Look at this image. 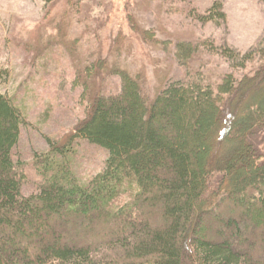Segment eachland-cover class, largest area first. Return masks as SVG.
I'll return each instance as SVG.
<instances>
[{"label":"trees","instance_id":"obj_1","mask_svg":"<svg viewBox=\"0 0 264 264\" xmlns=\"http://www.w3.org/2000/svg\"><path fill=\"white\" fill-rule=\"evenodd\" d=\"M200 19L230 15L219 1ZM205 47L239 67L261 63L218 86L190 73L156 97L123 69L116 91L96 92L108 62L88 65L75 80L87 117L31 154L28 108L0 69V264H264V46L183 41L178 58L191 67ZM223 139L231 149L220 157ZM86 146L109 153L90 179Z\"/></svg>","mask_w":264,"mask_h":264},{"label":"rangeland","instance_id":"obj_2","mask_svg":"<svg viewBox=\"0 0 264 264\" xmlns=\"http://www.w3.org/2000/svg\"><path fill=\"white\" fill-rule=\"evenodd\" d=\"M219 1L230 21H202ZM183 41H212L244 53L264 46V0H0V69L10 71L5 90L30 116L23 150L46 151L50 137L74 134L88 115L75 80L90 65L108 62L95 73L96 92L116 91L123 69L143 75L156 97L190 73L203 72L218 86L226 75L244 77L261 63L239 67L205 47L191 67L184 66L178 58ZM224 142L220 157L231 149ZM81 157V172L90 179L105 170L109 153L86 146Z\"/></svg>","mask_w":264,"mask_h":264}]
</instances>
